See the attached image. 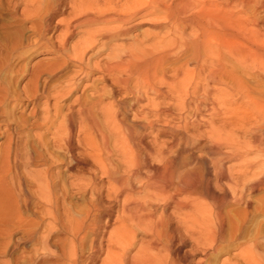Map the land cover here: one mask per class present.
Returning <instances> with one entry per match:
<instances>
[{
    "label": "bare ground",
    "instance_id": "bare-ground-1",
    "mask_svg": "<svg viewBox=\"0 0 264 264\" xmlns=\"http://www.w3.org/2000/svg\"><path fill=\"white\" fill-rule=\"evenodd\" d=\"M20 1L23 19H33V46L55 54L30 72L33 97L47 99L32 122L42 130L36 138L47 149L43 135L55 130L52 144L69 155L66 171L82 170L66 175L73 181L60 193L66 182L89 196L81 208L67 207L57 195V159H23L15 150L0 223L22 220L12 208L36 199L47 220L43 257L63 264H78L88 240L92 261L104 238L101 264H186L193 250H218L226 227L245 219L250 193L264 188V0H70L58 21L63 0L44 11L43 0ZM143 24L149 29L126 41ZM56 69L63 73L54 78ZM34 157L42 170L29 169ZM32 220H22L25 238L37 242ZM53 230L63 236L59 251L47 240ZM187 237L194 241L184 263L158 262L160 250L180 251ZM249 242L242 264H264V241Z\"/></svg>",
    "mask_w": 264,
    "mask_h": 264
},
{
    "label": "rangeland",
    "instance_id": "rangeland-1",
    "mask_svg": "<svg viewBox=\"0 0 264 264\" xmlns=\"http://www.w3.org/2000/svg\"><path fill=\"white\" fill-rule=\"evenodd\" d=\"M49 1L50 0H43L41 2L42 11H44V9L49 6ZM63 1L62 12L54 18V21H58V18L61 19L67 17L69 10L68 1L70 0ZM15 2L16 0H0V189L3 187L6 188L7 186L9 188L12 183L11 175L14 173L12 159L15 150L19 152L20 156L23 157V159L25 158L27 152H31L33 153V155L37 153H43L44 155H42L47 161L49 160V158L57 159L55 163V165H57L53 167L52 170L57 171L58 169V171L62 175L63 171L65 170L63 176L60 174L62 180L57 187V195L59 196L60 200L59 202L63 201V204L67 207H70L72 210H74L75 208L78 209L85 205V198H87L89 194L85 195V198L82 196L74 195V193L72 192V188H70V184L66 183L73 181V178L69 179L66 177V175H73L75 171L82 172V170L78 167H72L70 170L66 171L64 161H68L69 155L65 152L57 150V148L52 144L51 138L55 130L51 129L50 132L52 133H44L43 139L45 142H47V149H45V147H43L36 138L37 134L42 130H38L35 125L32 124V122L37 120L42 115V103H44V101H46L47 99L45 97L43 98V96L41 95V98L40 96L33 97V89H35V86L34 83H32L30 80V72L32 73V70L36 66V64L42 62L43 60L45 61L54 59L55 54L47 52L40 46H33L34 32L32 28V16L27 21L23 19L22 13H20L23 4H21L22 2L20 0H18L17 5H15ZM61 27L62 25L60 24L58 28L54 30L53 35L59 33L58 31L62 29ZM147 29H149V26L147 24H143L139 29L133 31L126 41H132V38L134 36L140 35L142 31ZM77 35H79V32H77L75 37H77ZM17 42V50L12 53L11 47ZM56 70L55 75L53 76L54 78L56 77V75L58 76L63 73L62 70ZM45 81H48V74L46 71L41 74L37 82V88L42 89V86L44 84L43 82ZM48 103L51 104L52 99H49ZM61 158L63 159V162H61ZM33 162L35 165L30 166L29 169L42 170L45 167L43 163L41 164L42 161L37 160L36 157H34ZM7 166H9V170H7ZM25 171L26 169L20 166L19 173H21L24 178L26 176ZM65 179H67V181L64 182L66 189L64 190V193H62L65 196H62V194L60 193V185L63 181H65ZM14 190L18 191L16 187L14 188ZM249 198L250 204L246 208V215L244 219L245 221H237L238 226L235 225L234 227H229L228 225L226 227V237L220 243V248L216 250L219 252H216L214 250L211 251L212 249L210 250L208 246H206V252H199L197 250H195L194 252L193 250L191 252V255L186 257V264H196L198 260L203 262L202 264H225V261H238L240 264H242L240 254H242L243 252L246 253V251L243 250H248L247 244L249 246L250 239L256 238L260 242L264 241V233H261L264 232V208H262L264 207V188L260 191L255 190L254 192L250 193ZM34 200L37 201L33 198L31 200L32 202L30 201L27 205H23L22 203H20L18 208L13 207L12 209L13 211H15V213L13 212L12 215L16 214V212L18 211L21 215L22 220L25 218L26 220L33 219L34 221H36L38 224L36 223L35 226V236L38 241L36 242L35 240H33L31 242L29 240L28 242V239L25 238L26 223L22 222V220L20 219L19 221L18 218H10V220L8 221V223L6 222V224L0 223V264H63L62 260H54L49 257L47 258L51 260L47 258V260H45L46 256L43 257L44 254L49 256V254H46L45 252L46 249L42 248L43 244L41 242V237L48 231L46 229L47 220L43 219L42 216L43 207L38 204V201L35 202ZM262 201L263 203H261ZM257 206H260V209H257ZM62 208L60 207V212H62ZM113 223L114 222L111 220V225L109 224L108 227L111 228ZM230 228L232 230L233 237L231 236L232 234ZM256 232L258 233V235L254 236ZM235 234L237 237L235 236ZM48 236L49 237H47V240L51 248L59 251V248L62 247L61 245H63V241H61V238L63 236L56 230H53V232L51 231L50 235ZM189 238L190 237H187V242L182 245L180 251L171 250L172 252H167L166 250L164 251L161 248L166 254L164 253L162 255L163 251L160 250L161 255H159L158 252L159 258L156 257L158 262H162L164 260L170 261L174 257L173 260H175L176 258L178 260L179 258V262L181 261L180 263H184V261L181 260L182 258H180V256L182 257L185 250H188L192 248L190 246H193L192 243L194 240H192V238ZM88 241H85L84 245L81 248V251L79 252L78 264H86L87 262V264H101V261L105 257L106 253L105 238L102 240L103 250H101L97 254V256L92 260L93 262H89V260H87V254H89L90 252ZM234 242H237V244H235ZM136 247L137 246H133L131 248L128 253L130 254L129 256H132V254H136L138 248ZM245 247L246 249H244ZM173 249H176V247H173ZM241 250L243 252H241ZM177 252L179 253L177 254ZM176 255L179 256L177 257ZM166 257L168 259H166ZM201 257H203V259ZM39 258H41V260Z\"/></svg>",
    "mask_w": 264,
    "mask_h": 264
}]
</instances>
